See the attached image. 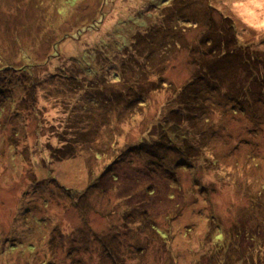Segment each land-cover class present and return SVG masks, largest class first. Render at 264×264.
<instances>
[{"label": "rangeland", "instance_id": "1", "mask_svg": "<svg viewBox=\"0 0 264 264\" xmlns=\"http://www.w3.org/2000/svg\"><path fill=\"white\" fill-rule=\"evenodd\" d=\"M206 1H0V264H192L212 216L264 264V124L256 134L210 100L181 111ZM209 3L264 50V0L253 13ZM160 122L167 145L154 148ZM141 145L168 171L149 169Z\"/></svg>", "mask_w": 264, "mask_h": 264}, {"label": "trees", "instance_id": "2", "mask_svg": "<svg viewBox=\"0 0 264 264\" xmlns=\"http://www.w3.org/2000/svg\"><path fill=\"white\" fill-rule=\"evenodd\" d=\"M159 1L163 4L164 1L168 2L170 0H158V2ZM158 2L155 3V5L161 7L157 5ZM155 5L148 6L155 7ZM211 6L209 0H207L206 3L203 2V9L201 12H197V14L193 12V15L199 16V19L200 16L206 17L207 21L205 22L204 29L201 30L200 43L197 44L198 46L195 47V50H192L193 54H198L200 56V59H198V56H195V58L198 61V71H200L201 75L198 79L190 81L185 87L187 90L184 92V96L188 102H186L187 104L181 111H184L186 114H191L192 116V111L195 108L194 105L196 102L205 105V103L210 100V102L212 101L211 105L222 110L224 115H240L244 118L251 116L250 120L253 122V128H257L255 133H261L259 131L260 125L264 124L263 45L261 42L256 41L254 37H249L250 39L241 41L236 30L237 27L231 25V22L223 24L221 20L214 19L216 11ZM124 48L127 49L128 46H124ZM207 56L214 57V59L212 58V63L208 62L209 64H205V62L201 61V59L207 58ZM22 70L23 68L16 71ZM21 75H23V77L29 76L25 71H23ZM112 76L114 77V74ZM120 76L122 79L123 74H120ZM19 81L23 82L24 80L22 81V79H20ZM21 82H17V87H19ZM0 84L1 91L5 89L3 88L5 85L2 81ZM34 85L35 84L27 87L28 85L26 84L24 89L29 92V89L31 88L34 91L37 88V85ZM12 89L16 90V88H8L7 93H10ZM120 92L121 90H119L118 93ZM32 93L33 92H30V94ZM34 100L35 98H33V101ZM258 106L263 109L257 112L256 109ZM160 123L162 127L157 128V131H153V129L151 131L154 136V141L153 144L150 145L154 148H156L157 145H159V148L165 147L164 144L167 145L164 140L167 134L166 129H168L169 124ZM155 135L157 137L156 139ZM150 145H148V149L143 148V145H141L140 148H137L136 146L135 150L137 153L145 151L150 157L146 158V161L148 162L147 167H149V169L153 170L157 167H163L166 169L163 166L162 161H159V159L153 155L154 150ZM187 148H190L189 150L193 149L198 151L199 153L202 148V143L200 146L198 143L196 144L195 141L193 145H189ZM175 173L174 170L170 171L171 179L175 176ZM256 200H260L264 203V185L260 189V193ZM262 212L263 209H259L257 215L263 217ZM212 219L210 217L209 222L211 223V230L207 233V236L209 235V247H207L205 252L201 255L202 261H200L199 258L198 260H195V262L193 261L192 264H254L255 251L250 250L248 247L242 249L240 245L233 247V239L230 237L229 233L221 232V228L217 223L216 218L212 216ZM258 227H261L260 223L258 224ZM153 230L163 243L168 239L169 235L165 234L158 228L154 227ZM230 238L232 241H230ZM28 247L33 248L31 245ZM33 249L36 248L34 247ZM172 255L173 254H170V257H172ZM176 259L175 255H173L172 262H176Z\"/></svg>", "mask_w": 264, "mask_h": 264}, {"label": "bare ground", "instance_id": "3", "mask_svg": "<svg viewBox=\"0 0 264 264\" xmlns=\"http://www.w3.org/2000/svg\"><path fill=\"white\" fill-rule=\"evenodd\" d=\"M248 5L246 8L253 13L254 6L256 5V0H247Z\"/></svg>", "mask_w": 264, "mask_h": 264}]
</instances>
